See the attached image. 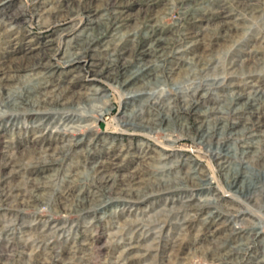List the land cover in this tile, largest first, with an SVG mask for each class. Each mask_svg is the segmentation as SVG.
I'll return each mask as SVG.
<instances>
[{"label":"rangeland","instance_id":"1","mask_svg":"<svg viewBox=\"0 0 264 264\" xmlns=\"http://www.w3.org/2000/svg\"><path fill=\"white\" fill-rule=\"evenodd\" d=\"M0 264H264V0H0Z\"/></svg>","mask_w":264,"mask_h":264}]
</instances>
